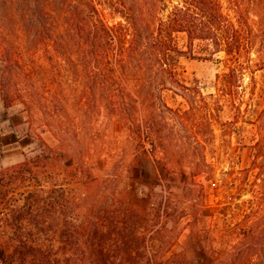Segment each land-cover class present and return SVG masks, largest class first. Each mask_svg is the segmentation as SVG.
Masks as SVG:
<instances>
[{"label":"rangeland","instance_id":"374dc122","mask_svg":"<svg viewBox=\"0 0 264 264\" xmlns=\"http://www.w3.org/2000/svg\"><path fill=\"white\" fill-rule=\"evenodd\" d=\"M151 1L158 0L128 3L148 12ZM222 1L231 16L238 10L264 40V0ZM104 2L0 0L2 230L13 235L11 220H21L28 229L18 234L37 238L43 232L34 224L47 221L59 224V236L65 222L87 220L92 210L129 197L138 205L137 220H160L159 241L175 240L166 257L184 251L191 264H221L240 243L234 224L243 228L257 221L246 220V206L232 220V208L260 195L258 184L250 187L258 172L252 166L253 146L264 132V70L256 71V84L247 74L235 105L228 103L211 95L217 94V74L226 69L219 60L224 53L218 60L204 59L197 43L194 57L180 58V74L188 84L198 80L208 107L192 109L190 100L203 97L184 98L166 90L163 97L173 112L143 105L145 98L135 93L136 80H123L139 102L133 116L155 117L163 136L174 133L166 138L165 150L154 148L150 141L131 137L132 128L105 106L100 90L98 107L83 101L89 81L105 77L103 65L88 55L91 6L110 25L122 19ZM185 41L181 34V44ZM259 46L252 50L253 63L260 59ZM114 74L120 76L117 69ZM198 130L209 139L204 142L201 135L197 143L192 135ZM180 135L192 140L178 142ZM193 172L197 185L186 189ZM263 211L264 205L258 216Z\"/></svg>","mask_w":264,"mask_h":264},{"label":"trees","instance_id":"16d2710c","mask_svg":"<svg viewBox=\"0 0 264 264\" xmlns=\"http://www.w3.org/2000/svg\"><path fill=\"white\" fill-rule=\"evenodd\" d=\"M148 4V12H144L134 9L128 0H105L104 6L122 18L113 25L108 24L102 12L91 6L94 14L87 36V44L91 47L88 55L93 63L103 65L105 77H93L82 98L89 107L96 108L97 90H100L99 98L105 106L118 113L124 126L132 128V138L150 141L154 148L165 150L166 138L174 136V133L163 136V127L155 117L138 119L133 116L139 102L126 91L123 80H136L135 93L143 96L145 102L142 104L149 107L173 112L163 97L166 90L184 98L203 97L200 103L190 100L192 109L208 107L198 80L188 84L180 74V58L194 57L198 52L197 43H200L199 52L204 53L200 57L204 59L218 60L216 56L224 53L219 60L224 62L226 69L217 74V94L211 95L226 98V102L232 101L235 105V96L243 88L246 75L250 74L251 82L256 84V71L264 70V58L261 59L264 57V40L259 34H254L248 20L238 10L231 16L222 0H158ZM181 34L186 37L184 44L180 42ZM257 44L260 45L257 51L261 56L258 62L253 63L251 54ZM114 69L120 72V76L113 75ZM210 123L209 120L206 125L210 126ZM262 131V136L253 146L252 166L258 168V172L250 187L254 189L258 184L260 190L256 191L260 195L232 208V220H238L246 206V220L257 221L243 228L238 223L234 224L233 232L240 238V243L233 252L224 255L221 264H264V211L258 216L260 207L264 205ZM204 133L198 130L192 137L200 143L198 140ZM185 137L192 140L180 135L178 142ZM205 139H209L206 134L201 140L205 142ZM196 177L193 172L191 180L186 182V189L197 185ZM167 187L169 190L172 188L171 185ZM2 200L0 198V204ZM104 208L92 210L87 220L65 222L59 236L56 230L59 224L52 222L35 223L43 236L33 238L25 235L28 228L22 226L21 220H11L10 224L15 227L13 235L5 234L2 230L4 223L0 221V264H191L184 251L166 257L175 240L159 241L160 220H137L138 205L129 197L119 202L114 200ZM18 231L25 234L19 235Z\"/></svg>","mask_w":264,"mask_h":264}]
</instances>
